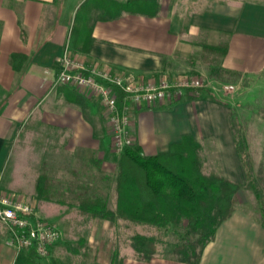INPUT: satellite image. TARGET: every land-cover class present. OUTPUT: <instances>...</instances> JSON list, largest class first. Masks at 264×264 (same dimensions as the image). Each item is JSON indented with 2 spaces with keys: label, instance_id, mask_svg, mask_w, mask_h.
<instances>
[{
  "label": "crops",
  "instance_id": "0c3cea01",
  "mask_svg": "<svg viewBox=\"0 0 264 264\" xmlns=\"http://www.w3.org/2000/svg\"><path fill=\"white\" fill-rule=\"evenodd\" d=\"M146 1L0 0V194L15 193L2 179L9 163L15 171L27 169L30 190L18 198L39 215L58 211L83 216L79 201L84 193L100 194L109 209H116L122 153L112 145L99 98L57 83L65 54L142 82L198 74L206 49L221 55L219 66L226 73L249 78L264 74V0H157L154 14L145 11ZM78 22L79 32L74 29ZM235 109L233 101L211 89L186 91L175 102L143 104L132 111L134 146L154 156L171 152L189 137L200 145L207 166L237 183L241 193L250 178L236 141ZM86 172L93 179L83 181ZM40 184L46 188L41 195ZM48 185L56 186L55 195L47 192ZM100 220L132 223L117 215ZM106 225L96 222L86 236L61 237L47 261L38 260L264 264V219L240 205L219 224L198 262L159 253L138 260L117 247L119 255L114 257ZM6 236L7 231L0 232V264H15L19 252L6 244ZM129 242L128 250L135 253Z\"/></svg>",
  "mask_w": 264,
  "mask_h": 264
},
{
  "label": "trees",
  "instance_id": "16d2710c",
  "mask_svg": "<svg viewBox=\"0 0 264 264\" xmlns=\"http://www.w3.org/2000/svg\"><path fill=\"white\" fill-rule=\"evenodd\" d=\"M157 0L145 2L154 14ZM130 6L127 4L125 7ZM79 22L75 31L79 32ZM81 26V25H80ZM200 145L187 137L169 153L145 156L139 147L122 153L116 178V209L100 194H82L80 210L89 218H120L137 224L168 228L187 221L194 241L179 244L174 254L182 261L198 262L204 247L215 238L219 224L236 208L240 186L220 175H207L198 158ZM238 148L243 157L247 152ZM141 260L158 252L155 239L140 234L131 237ZM15 264H42L34 251H21ZM58 264V263H53Z\"/></svg>",
  "mask_w": 264,
  "mask_h": 264
},
{
  "label": "rangeland",
  "instance_id": "374dc122",
  "mask_svg": "<svg viewBox=\"0 0 264 264\" xmlns=\"http://www.w3.org/2000/svg\"><path fill=\"white\" fill-rule=\"evenodd\" d=\"M211 51L206 49L200 55L202 63L199 62L198 65L200 69V72H198L199 75L193 74L188 78L203 79L205 85L200 90L211 89L213 91H219L223 96L235 103L236 109L234 111L235 115H237L234 124L236 141L237 144L239 142V145L241 143L244 151L247 152L246 157H243V159L246 171L250 178L248 186L244 187L241 193H238L237 195L238 200L236 202V207L240 205V207L249 212H257L260 214L261 218L264 219V74L259 75L258 77L249 78L228 72L226 73L222 71L219 66V58H221V55H215V53ZM228 85H232L233 87L227 88ZM200 90H194L192 92L198 93ZM251 147L252 150L250 152ZM198 158L202 171L205 174L212 176L217 173L216 175H218L220 171L215 168H209L206 160L204 161V158H201L200 149L198 152ZM210 163L211 161L209 164ZM89 174V172H86V175L82 178L83 181H86L87 178L93 179L92 175L88 176ZM28 177L30 176L27 174V169L20 167L15 171L13 170L12 165L8 163L2 179L6 183V186L15 193L8 191L7 193L0 194V196H5L14 201H22L18 198V194L20 192H29L30 185L27 181L30 178ZM55 188V185H48L47 192L51 195H55ZM82 188L83 187H81V192L84 190ZM43 190L46 191L44 185H38V192L40 195L44 192ZM55 200L56 199L54 198L52 201L55 203ZM57 212L58 211H49L46 213V216H42L38 214L37 210H35V214L38 218L50 221L59 227L61 230V237H65L66 239L86 236L90 232V227L93 223H106L109 231L105 233L109 240L113 241L114 257H118L119 251H129L130 254L127 253L129 258L133 257L138 260L140 259L136 253L128 250L130 249L129 240L133 236L132 234H140L144 237L155 239L158 243L157 253L166 256H176L174 254V249L179 244H185L187 241H194L198 237L191 233L187 226V221L185 220L178 225L170 226L168 228H159L146 224H126L120 220V222L118 220L108 222V220H100L101 218L95 220L94 218L85 216H62ZM5 230V228L0 227V232L2 234H5L7 231ZM115 247H117L119 251L115 249ZM117 263H119L118 260Z\"/></svg>",
  "mask_w": 264,
  "mask_h": 264
},
{
  "label": "built area",
  "instance_id": "2783aa9c",
  "mask_svg": "<svg viewBox=\"0 0 264 264\" xmlns=\"http://www.w3.org/2000/svg\"><path fill=\"white\" fill-rule=\"evenodd\" d=\"M59 64L57 83L89 92L103 104L110 123L113 147L118 153L134 146L130 131L133 109L159 101L175 102L186 91L200 90L205 85V81L199 78L177 81L162 78L158 82H142L121 73L103 71L98 65L86 63L70 54L63 55ZM0 227L7 230L8 246L17 252L34 251L39 259L49 257L52 247L61 238L59 227L38 218L30 204L5 196H0Z\"/></svg>",
  "mask_w": 264,
  "mask_h": 264
}]
</instances>
